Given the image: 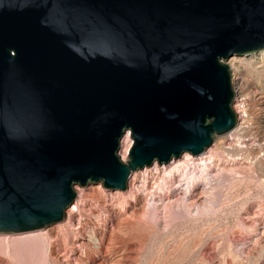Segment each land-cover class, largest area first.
<instances>
[{"label": "water", "instance_id": "95a60500", "mask_svg": "<svg viewBox=\"0 0 264 264\" xmlns=\"http://www.w3.org/2000/svg\"><path fill=\"white\" fill-rule=\"evenodd\" d=\"M262 50L264 0H0V235L202 155L238 124L226 62Z\"/></svg>", "mask_w": 264, "mask_h": 264}, {"label": "rangeland", "instance_id": "374dc122", "mask_svg": "<svg viewBox=\"0 0 264 264\" xmlns=\"http://www.w3.org/2000/svg\"><path fill=\"white\" fill-rule=\"evenodd\" d=\"M233 58L226 64L238 124L208 150L217 154L213 168L187 154L186 160L168 165L156 162L159 175L150 171L155 164L136 172L127 192L104 190L102 183L76 186L77 210L73 205L64 222L36 234L1 235L0 243L9 246L53 232L59 241L40 255L45 264H264V74L254 69L250 57ZM119 156L126 162L129 154L123 158L121 147ZM181 165L185 166L174 172ZM133 179L142 188L136 198L129 196ZM154 182L158 185L147 201L144 195ZM93 186L98 187L96 194L89 189ZM169 186L180 190L169 196ZM146 203L148 211L159 207V219L152 212L150 218L128 221ZM113 212L119 218H111ZM70 219L71 229L59 232ZM119 221L123 226L118 232L114 228Z\"/></svg>", "mask_w": 264, "mask_h": 264}, {"label": "bare ground", "instance_id": "6f19581e", "mask_svg": "<svg viewBox=\"0 0 264 264\" xmlns=\"http://www.w3.org/2000/svg\"><path fill=\"white\" fill-rule=\"evenodd\" d=\"M243 57H250V63L252 64V66L254 67V69L256 71H258L260 74H264V50L258 52V53H252L249 55H245ZM232 59V58H231ZM235 58H233L231 60V63H234ZM232 63V64H233ZM235 86L236 89L238 91V94L242 93V88L240 83L235 79ZM264 121V120H263ZM237 128V127H236ZM235 128V129H236ZM234 129V130H235ZM233 130V131H234ZM232 131V132H233ZM230 132V133H232ZM229 133V134H230ZM121 147H122V157L125 158L129 153L130 149L132 148V146L134 145V141L131 138V134L127 133L126 136L123 138L122 142H121ZM213 147V146H212ZM211 147V148H212ZM210 148V149H211ZM188 154V153H187ZM187 154L183 155L182 157H184L183 159L186 160L187 158H189L187 156ZM191 155V154H190ZM193 156V155H192ZM129 157V156H128ZM196 157V156H193ZM199 157V160L201 162V164L203 166L210 168H213V166H215V158L217 157V154L214 153V150H211L208 152V150L206 152H204L202 155L197 156ZM180 160V159H179ZM174 161V160H173ZM176 161V160H175ZM185 164V163H183ZM158 164L155 163V167L154 169L150 170L153 172V174L159 175V173H161V169H159V167L157 166ZM168 165V164H167ZM185 166V165H181L179 166V168L175 169L174 172H179L180 167ZM152 167V166H151ZM150 168V167H149ZM146 169V168H145ZM142 171V170H141ZM135 174V173H134ZM133 174V176H134ZM132 176V178H133ZM131 178V179H132ZM131 181V180H130ZM158 185V182H154L152 183V187H151V191L147 194H143L144 198L147 200L150 195L151 192L154 190V187ZM136 181L135 179H133L132 184L130 186V191H129V196H133L136 198V196H140L142 194H140L141 192V187L137 186L136 188ZM97 188L98 187H90L89 189L92 191V194H96L97 193ZM159 188V187H158ZM178 189L180 190V188H174L173 186H169L168 188V192L167 195L169 194V196H174L176 195V190L178 191ZM162 190V189H161ZM127 192V191H126ZM179 193V192H178ZM177 193V194H178ZM148 201V200H147ZM181 206V205H180ZM171 208L173 209V206H171ZM74 211L77 210V207L73 208ZM140 209H135L134 212L130 215V218L128 219V221H136V219H140L142 220L143 217L146 215L150 218L151 213H155L157 214V219H159L158 216L162 215V212H160L161 210L159 209V207H153L152 211H148L147 209V203L143 205V207L141 208V214H140ZM70 212V211H69ZM166 214V213H165ZM119 218V215H117V213L115 214L114 212L111 214V218L115 219ZM158 222V221H157ZM123 224V223H122ZM120 223V221L117 223V226L114 228V230H117L118 227L120 225H122ZM71 225H72V219H70L69 223L66 224L61 230H58L59 232H64V231H68L71 229ZM123 226V225H122ZM122 228V227H120ZM48 230V229H47ZM123 229H121L122 231ZM46 230H42V231H38V232H44ZM118 231V230H117ZM120 231V229H119ZM118 231V232H119ZM38 232H34V233H29V234H36ZM116 232V231H115ZM126 232V231H125ZM124 233V232H123ZM45 234V233H43ZM122 234V233H121ZM28 235V234H25ZM114 237L116 236V234H114ZM126 235V234H125ZM1 236V235H0ZM21 236H24L21 235ZM45 237H35V238H29V239H22L19 242H12L9 246L5 243H0V264H45L44 261L40 260V255H42V253L44 252L45 248L49 245L50 247H53L55 245L56 242H58V238L54 235L53 232L44 235ZM113 236H111L112 238ZM113 237V238H114ZM65 238V237H64ZM113 242H115V239H113ZM90 241H93V243L95 242L92 238V236L89 237ZM0 241H3L2 239H0ZM98 249H101L102 252H104L102 245L98 244ZM52 251V249H51ZM105 253V252H104ZM58 260V259H57ZM49 263V261L47 262ZM104 264V262L102 263Z\"/></svg>", "mask_w": 264, "mask_h": 264}]
</instances>
